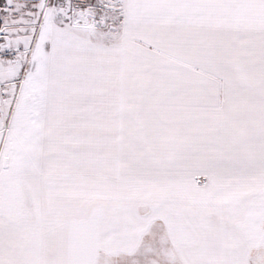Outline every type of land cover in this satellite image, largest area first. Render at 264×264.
Instances as JSON below:
<instances>
[{
	"label": "snow or ice",
	"instance_id": "snow-or-ice-1",
	"mask_svg": "<svg viewBox=\"0 0 264 264\" xmlns=\"http://www.w3.org/2000/svg\"><path fill=\"white\" fill-rule=\"evenodd\" d=\"M0 264H264V0H0Z\"/></svg>",
	"mask_w": 264,
	"mask_h": 264
}]
</instances>
